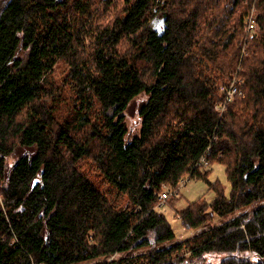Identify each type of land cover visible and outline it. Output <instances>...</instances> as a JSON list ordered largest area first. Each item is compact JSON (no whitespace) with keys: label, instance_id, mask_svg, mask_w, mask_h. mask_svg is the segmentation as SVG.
<instances>
[{"label":"trees","instance_id":"obj_1","mask_svg":"<svg viewBox=\"0 0 264 264\" xmlns=\"http://www.w3.org/2000/svg\"><path fill=\"white\" fill-rule=\"evenodd\" d=\"M0 264H264V0H0Z\"/></svg>","mask_w":264,"mask_h":264},{"label":"rangeland","instance_id":"obj_2","mask_svg":"<svg viewBox=\"0 0 264 264\" xmlns=\"http://www.w3.org/2000/svg\"><path fill=\"white\" fill-rule=\"evenodd\" d=\"M246 21H247L246 30L248 32H253V31H255V28H259V25L255 21L254 18L247 17ZM251 23L254 24L252 29H250ZM236 74H235V77H238V76H236ZM221 89H222V87H221ZM237 94H241V93H237ZM147 96L148 95L146 93L139 94L130 102L127 109L124 111L125 122L127 124L128 130H129V136H133V135L138 134L140 132V128L142 126V121H143V118H142V115L140 112H141L143 102L147 100ZM220 105H221V103L220 104L218 103L216 106H218V108H219ZM209 168L212 169L211 174L209 175V179L211 181L221 179L224 182L223 184L226 186V190L228 192L230 190V183L227 182V179H226V173H225L226 167H225V165L222 163L210 162L209 167L208 166H202L200 168V170L205 171ZM173 187L174 186L166 183V187H164V184H163L162 190L173 189ZM179 193H180V194H178L179 196L182 195L181 196L182 198L177 205V208H179V209L186 207V205L188 204V202L190 200H194V199L198 198L199 196H205L208 199H211V197L214 196V191L210 190L209 184L207 181H205L203 179L196 178V177L194 178L191 176H190V180L188 181V183L180 189ZM173 196H175V195H173ZM169 198H171V197H169ZM167 201L168 200L165 201V205L162 206V209L166 212L169 220L171 221V223L173 225V229L177 235V239H184V238H187V237L193 235L197 230L196 229L192 230V229L186 228L181 223V220L179 219V217L176 215L175 210L171 206L168 205ZM217 219H219V218H217ZM116 255H120V254L117 253ZM207 256H208V262H210V263L219 262L222 258V256L220 254H208Z\"/></svg>","mask_w":264,"mask_h":264},{"label":"built area","instance_id":"obj_3","mask_svg":"<svg viewBox=\"0 0 264 264\" xmlns=\"http://www.w3.org/2000/svg\"><path fill=\"white\" fill-rule=\"evenodd\" d=\"M254 26L253 23H251L250 25V29H252ZM242 79L239 77H234L233 81L231 82L229 88H226L224 86H222V89L226 91V96H225V101L221 103V105L219 106V108L221 109V113L225 110L226 105L228 102L232 101L233 98L237 95V93H241L243 94V91L241 89L242 87ZM210 160H209V150L203 154L197 161L196 166L197 167H202V166H208L210 164ZM190 180V175H186L184 176L181 180H180V185L179 188L181 189L182 187H184L188 181ZM164 187H166V184L164 183ZM178 193V191L173 188V189H164L162 191L159 192V200L160 206L165 205V201L169 198V196H171L172 194H176Z\"/></svg>","mask_w":264,"mask_h":264},{"label":"bare ground","instance_id":"obj_4","mask_svg":"<svg viewBox=\"0 0 264 264\" xmlns=\"http://www.w3.org/2000/svg\"><path fill=\"white\" fill-rule=\"evenodd\" d=\"M242 87H243V86H242ZM241 89H243V88H241ZM243 92H244V91H243ZM237 95H238V94H237ZM237 95H236V96H237ZM236 96H235V97H236ZM223 102H224V101H223ZM230 102H231V101H230ZM230 102H228V103H230ZM219 104H220V103H219ZM228 106H229V105H228ZM217 107H218V106H217ZM217 107H215V108H217ZM217 110H218V109H217ZM220 110H221V109H220ZM224 111H226V110H224ZM140 129H141V128H140ZM206 152H207V151H206ZM209 155H210V154H209ZM210 159H211V158H210ZM7 160H8V159H7ZM210 161H211V160H210ZM212 161H213V160H212ZM7 164H8V163H7ZM14 164H15V163H14ZM196 167H197V166H196ZM208 167H209V165H208ZM7 168H8V166H7ZM200 168H201V167H200ZM200 168H199V169H200ZM195 169H196V170H199L198 168H195ZM204 170H205V169H204ZM208 170H209V169H208ZM208 170H207V171H208ZM200 171H201V170H200ZM200 171H199V172H200ZM202 173H203V172H202ZM208 173H209V172H208ZM179 180H180V179H179ZM165 184H166V183H165ZM175 186H176V185H175ZM173 188H174V187H173ZM178 191H179V190H178ZM180 193H181V192H180ZM180 193H179V194H180ZM171 196H172V195H171ZM171 196H170V197H171ZM176 196H177V195H176ZM173 197H174V196H173ZM171 199H172V198H171ZM169 200H170V199H169ZM174 201H175V200H174ZM167 202L170 203L169 201H167ZM114 257H115V256H114Z\"/></svg>","mask_w":264,"mask_h":264}]
</instances>
